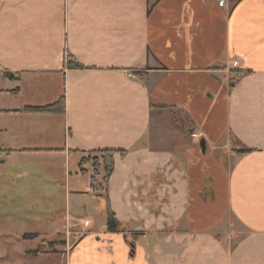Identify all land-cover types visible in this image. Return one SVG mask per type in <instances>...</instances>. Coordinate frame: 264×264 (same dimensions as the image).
Segmentation results:
<instances>
[{
    "label": "crops",
    "instance_id": "obj_1",
    "mask_svg": "<svg viewBox=\"0 0 264 264\" xmlns=\"http://www.w3.org/2000/svg\"><path fill=\"white\" fill-rule=\"evenodd\" d=\"M20 156L60 184L67 264H264V0H0V162Z\"/></svg>",
    "mask_w": 264,
    "mask_h": 264
},
{
    "label": "rangeland",
    "instance_id": "obj_2",
    "mask_svg": "<svg viewBox=\"0 0 264 264\" xmlns=\"http://www.w3.org/2000/svg\"><path fill=\"white\" fill-rule=\"evenodd\" d=\"M47 168L37 156L0 162V264H67L65 254L76 237L67 242L57 229L64 211L63 192ZM97 191L82 188L78 197L85 204L77 215L98 216L104 201Z\"/></svg>",
    "mask_w": 264,
    "mask_h": 264
},
{
    "label": "trees",
    "instance_id": "obj_3",
    "mask_svg": "<svg viewBox=\"0 0 264 264\" xmlns=\"http://www.w3.org/2000/svg\"><path fill=\"white\" fill-rule=\"evenodd\" d=\"M66 64L72 68H80L81 67V65H79L77 63H73V62H72V64L70 62H66ZM57 106L58 105H56V106L55 105H48V106H44V107H28V108L31 111L41 112V111H55ZM57 109H60V108H57ZM90 160L92 162V166H93L92 168L94 171H96L99 166H102L103 178L106 180L107 177L112 172V169H113V151L107 150V149L96 150V151H94V155L90 156ZM82 163H83V159L80 160L79 165H81ZM82 170H84V169H82ZM90 182L92 183V185L94 184L95 180H94L93 176L90 177ZM96 187L100 188V185L98 184ZM105 213H106V225H105L106 230H108L110 232H115L117 230V225H116V219H115L113 211L110 210L109 207H107Z\"/></svg>",
    "mask_w": 264,
    "mask_h": 264
},
{
    "label": "built area",
    "instance_id": "obj_4",
    "mask_svg": "<svg viewBox=\"0 0 264 264\" xmlns=\"http://www.w3.org/2000/svg\"><path fill=\"white\" fill-rule=\"evenodd\" d=\"M215 1H216L217 5L219 7H223L225 5V2H226V0H215ZM233 63L235 64L236 63V60H233ZM197 136H198L197 134H193V138L198 139ZM87 190L90 191V192H92L93 191V188L91 186H89L87 188ZM84 221H85V223H87L86 220H84Z\"/></svg>",
    "mask_w": 264,
    "mask_h": 264
},
{
    "label": "water",
    "instance_id": "obj_5",
    "mask_svg": "<svg viewBox=\"0 0 264 264\" xmlns=\"http://www.w3.org/2000/svg\"><path fill=\"white\" fill-rule=\"evenodd\" d=\"M199 145H200V147H201V150L203 151V150H204V148H205V145H204V140H203V139H201V140H200V143H199ZM132 246H133V245H131V251L133 250V249H132Z\"/></svg>",
    "mask_w": 264,
    "mask_h": 264
}]
</instances>
